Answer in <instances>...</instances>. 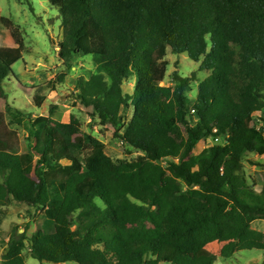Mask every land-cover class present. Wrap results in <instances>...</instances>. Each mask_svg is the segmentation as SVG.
Instances as JSON below:
<instances>
[{
	"label": "trees",
	"instance_id": "16d2710c",
	"mask_svg": "<svg viewBox=\"0 0 264 264\" xmlns=\"http://www.w3.org/2000/svg\"><path fill=\"white\" fill-rule=\"evenodd\" d=\"M48 1L62 19V66L69 71L81 55L96 65L95 75L77 82L78 103L144 156L115 162L91 134L74 135L77 120L52 119L56 106L34 117L6 102L0 206L37 209L39 227L11 238L2 264H27L25 250L39 264H159L170 248V264H214L218 256L207 246L225 234L222 258L264 253L252 228L264 220V189L251 191L238 175L246 154L264 155V125L255 137L247 126L257 114L264 124V0ZM4 29L16 46H0V99L25 51L18 27L0 14V36ZM169 49L210 72L192 107L187 94L196 73L174 72L172 86H162ZM66 71L47 84L51 90ZM42 88L34 95L38 108ZM211 137L219 142L196 154Z\"/></svg>",
	"mask_w": 264,
	"mask_h": 264
},
{
	"label": "rangeland",
	"instance_id": "374dc122",
	"mask_svg": "<svg viewBox=\"0 0 264 264\" xmlns=\"http://www.w3.org/2000/svg\"><path fill=\"white\" fill-rule=\"evenodd\" d=\"M0 14L13 21L25 43L24 58L12 67L14 75H10L3 83L7 93L6 99H0V111L5 110L6 102L19 108L32 116H50V108L56 106L51 118L61 123H70L73 119L78 125L73 126L75 136L88 133L106 145L105 152L115 162H135L144 156L143 152L126 148L118 139L114 138L111 126H101L94 112L86 109L78 103L77 82L80 78L88 81L97 73L93 56H79L72 68L66 71L59 59V44L62 41V19L58 9L53 7L48 0H0ZM0 46L15 47L12 38V30L4 29L0 36ZM167 60L170 63L168 74L162 86H172V74L178 72L182 77H191L197 74V81L192 83V91L188 95L189 106L195 102L197 87L210 72L200 69V63L196 64L187 54L176 55L169 49ZM66 71V77L62 84H58L56 90H51L47 85L55 80L58 75ZM135 80L124 85L125 93H132ZM40 90V95L45 98L41 108L34 103V95ZM132 116V110L129 111ZM264 125L260 114L247 121L248 131L252 137L259 134ZM22 138L25 132L19 129ZM218 143V142H217ZM211 137L206 143H201L196 151L200 153L207 147L214 145ZM165 165V163H162ZM242 183L251 191L260 194L264 189V155L246 154L243 168L238 172ZM100 206H104L98 201ZM137 209L139 202L133 201ZM39 211L26 204L13 202L8 206H0V264L3 256L8 250V242L11 238L24 233L28 228L30 234L38 230ZM252 228L259 232L260 241L264 242V220H257ZM230 242L228 234L221 240L215 241L207 246V249L218 256L214 264H264V253L261 250H240L231 258L225 259L220 256L224 246ZM27 264H39L31 258L28 250H25ZM175 249H165L156 259L159 264H170L173 261ZM53 264V263H44ZM63 264H77L69 262Z\"/></svg>",
	"mask_w": 264,
	"mask_h": 264
},
{
	"label": "built area",
	"instance_id": "2783aa9c",
	"mask_svg": "<svg viewBox=\"0 0 264 264\" xmlns=\"http://www.w3.org/2000/svg\"><path fill=\"white\" fill-rule=\"evenodd\" d=\"M217 130H214V132H216ZM217 142H219V140L218 139H216L215 141H214V143H217Z\"/></svg>",
	"mask_w": 264,
	"mask_h": 264
}]
</instances>
